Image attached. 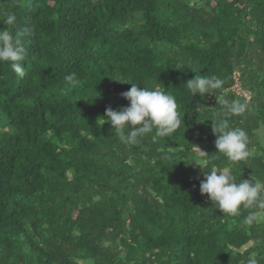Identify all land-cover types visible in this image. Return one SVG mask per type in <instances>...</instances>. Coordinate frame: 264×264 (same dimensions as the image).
<instances>
[{"label": "trees", "instance_id": "16d2710c", "mask_svg": "<svg viewBox=\"0 0 264 264\" xmlns=\"http://www.w3.org/2000/svg\"><path fill=\"white\" fill-rule=\"evenodd\" d=\"M0 9L17 17L0 30H35L23 78L0 63V264H247L250 254L264 264V220L244 227L247 212L223 215L201 194L196 163L264 181V0H0ZM117 75L176 97L172 137L126 146L102 125L109 106L130 104L121 94L133 83ZM196 75L223 79L218 95L246 103L231 126L248 134L247 162L216 153L218 96L193 97L185 83Z\"/></svg>", "mask_w": 264, "mask_h": 264}, {"label": "clouds", "instance_id": "9594fccd", "mask_svg": "<svg viewBox=\"0 0 264 264\" xmlns=\"http://www.w3.org/2000/svg\"><path fill=\"white\" fill-rule=\"evenodd\" d=\"M0 23L15 27L17 17L12 12L0 9ZM34 35V27L27 24L19 27L15 33L7 29L0 30V63H7L12 72L20 78L25 76L24 62L28 55L24 42L26 38L30 40ZM112 79L132 82L122 79L119 75ZM75 81V73L66 75L65 88L71 87ZM132 83L130 90L121 94L130 102L129 106L118 110L109 106L101 116L102 125L110 121L119 141L126 146H139L150 134L153 142L158 138L172 137L181 126L176 97L158 88L148 86L141 88L138 84ZM185 84L193 97L197 94L201 97L207 94L218 96L219 110L211 118L212 132L216 136L215 147L218 150L216 153L226 158L230 165L247 162L251 155L248 134L242 128L231 126L232 117L245 113L246 103L239 99L229 100L220 97L218 91L222 89L225 81L215 75L210 77L196 75ZM206 154L202 151L200 156L206 157ZM164 158L168 161L173 160L171 155H165ZM196 163L206 169L203 172L205 179L200 181L201 194H207L208 199L223 215L238 217L247 212L241 221L244 227H251L264 220V181L253 176L237 180L229 167L213 165L209 169L207 159L198 160ZM247 264H258V260L250 254Z\"/></svg>", "mask_w": 264, "mask_h": 264}, {"label": "built area", "instance_id": "2783aa9c", "mask_svg": "<svg viewBox=\"0 0 264 264\" xmlns=\"http://www.w3.org/2000/svg\"><path fill=\"white\" fill-rule=\"evenodd\" d=\"M234 90L238 95H243L244 97L249 98V95L245 91H243L238 84L235 85Z\"/></svg>", "mask_w": 264, "mask_h": 264}, {"label": "rangeland", "instance_id": "374dc122", "mask_svg": "<svg viewBox=\"0 0 264 264\" xmlns=\"http://www.w3.org/2000/svg\"><path fill=\"white\" fill-rule=\"evenodd\" d=\"M240 92V91H239Z\"/></svg>", "mask_w": 264, "mask_h": 264}]
</instances>
